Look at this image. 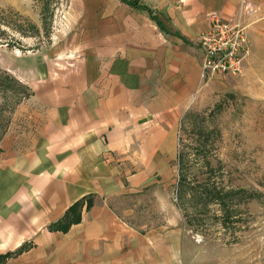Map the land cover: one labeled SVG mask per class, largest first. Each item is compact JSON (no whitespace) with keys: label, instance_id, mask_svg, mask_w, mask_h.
<instances>
[{"label":"crops","instance_id":"obj_1","mask_svg":"<svg viewBox=\"0 0 264 264\" xmlns=\"http://www.w3.org/2000/svg\"><path fill=\"white\" fill-rule=\"evenodd\" d=\"M250 1L264 31V4ZM137 2L162 26L116 0L70 27L66 42L6 68L32 95L26 134L1 142L0 255L27 246L3 264H178L171 230L136 229L113 203L149 190L178 159L177 129L207 91L196 43L205 15L252 16L242 0ZM79 201L67 231L56 228Z\"/></svg>","mask_w":264,"mask_h":264},{"label":"rangeland","instance_id":"obj_2","mask_svg":"<svg viewBox=\"0 0 264 264\" xmlns=\"http://www.w3.org/2000/svg\"><path fill=\"white\" fill-rule=\"evenodd\" d=\"M115 5L116 0H0V70L8 72L21 56L46 54L67 41L70 27ZM257 9L262 11L258 4ZM258 13L242 20L250 53L241 69L207 78L203 100L183 117L177 129L180 161L177 156L168 175L156 177L149 190L113 203L136 229L150 223L171 230L172 243L181 246L178 264H264V31L253 23ZM28 99L22 113L19 104L6 114L3 139L26 134ZM181 176L191 188L230 196L219 204L197 199L188 187L180 194Z\"/></svg>","mask_w":264,"mask_h":264},{"label":"built area","instance_id":"obj_3","mask_svg":"<svg viewBox=\"0 0 264 264\" xmlns=\"http://www.w3.org/2000/svg\"><path fill=\"white\" fill-rule=\"evenodd\" d=\"M244 16H251L257 7L242 0ZM208 26L196 39L202 53L201 71L205 80L214 74H235L250 53L247 26L241 20H226L216 12L205 15Z\"/></svg>","mask_w":264,"mask_h":264},{"label":"trees","instance_id":"obj_4","mask_svg":"<svg viewBox=\"0 0 264 264\" xmlns=\"http://www.w3.org/2000/svg\"><path fill=\"white\" fill-rule=\"evenodd\" d=\"M121 1L134 8L147 11L151 15V17L157 22V24L162 26L161 22L155 16H152L150 10L145 6H140L137 0H121ZM31 95H32L31 90L25 84L20 82L18 79H16L8 72L0 70V143L9 125V118L6 116V114L13 111L19 104L22 103L23 100L28 99ZM1 152L2 150L0 148V154ZM180 158L181 156L179 155V161ZM177 187L180 194L184 195L185 194L184 191L186 187H188L189 189H192L193 195L194 197H197V199L203 201V199H206L207 197H211L212 200L219 201V204L225 202L224 199L230 196V192L222 193L220 191H215L214 188H211L210 191L204 188H196L195 186L191 188V184L188 183V178H186L185 176H181L179 178ZM212 192L214 193L213 195H211ZM81 203L82 201H79L75 203L73 206H71L66 212V215L63 219V224L60 227H56V228L61 229L62 231H67V229L69 228L72 222L71 221L72 219H69L67 217V214L76 212L81 206ZM90 206H91V202L89 200L86 206L87 210L90 208ZM74 218H75L74 220L75 223H78L80 221L79 215H75ZM187 222H189V220ZM26 249L27 246L23 245L15 252H8L6 254L0 255V264H3L9 258L17 256Z\"/></svg>","mask_w":264,"mask_h":264}]
</instances>
